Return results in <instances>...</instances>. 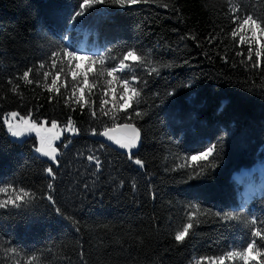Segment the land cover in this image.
<instances>
[{
	"label": "trees",
	"instance_id": "16d2710c",
	"mask_svg": "<svg viewBox=\"0 0 264 264\" xmlns=\"http://www.w3.org/2000/svg\"><path fill=\"white\" fill-rule=\"evenodd\" d=\"M77 4L0 0V186L35 193L31 205L0 208V264H29L34 254L41 259L31 264H213L210 259L242 249L253 226L215 214L255 217V227L264 230V192L245 200L243 184L233 177L264 161V49L260 57L252 51L248 60L249 47L231 36V8L240 18L264 19V0H141L124 6L109 0L73 20ZM83 37L97 54L112 58L106 66H116L130 47L154 62L126 69L121 78L138 77L141 96L126 113L112 109L115 124L139 128L135 154L89 136L93 128L113 126L112 113L101 115L99 106L102 99L108 101L106 110L113 100L121 103L117 82L108 98L105 78L90 76L96 87L84 96L91 107L64 102L73 82L67 64L56 77L60 60L53 68L50 54L64 47L75 51ZM29 68L32 84L19 79ZM45 72L51 73L46 81ZM53 78L59 94L45 87ZM11 111L36 121L57 120L61 127L71 117L79 129L55 143L54 180L46 172L51 162L35 151L34 136H9L5 116ZM212 145H217L214 155L193 171L190 156ZM90 154L101 160L99 170L87 160ZM190 211L200 222L178 243L175 231L188 222Z\"/></svg>",
	"mask_w": 264,
	"mask_h": 264
},
{
	"label": "snow or ice",
	"instance_id": "6c2138e0",
	"mask_svg": "<svg viewBox=\"0 0 264 264\" xmlns=\"http://www.w3.org/2000/svg\"><path fill=\"white\" fill-rule=\"evenodd\" d=\"M109 0H78V8L79 11H75V14L71 17L73 20H77L78 18L84 16L89 9H92L96 5H103L108 3ZM111 3L117 5H134L141 0H110ZM231 12L233 13L231 19L233 25L231 36L233 39L239 37L240 43H247L252 45L257 40V30H259V38L264 39V19L254 18L252 14L245 15L242 19L237 16L235 13L237 12L236 8H231ZM248 32L250 36L244 35L243 33ZM194 38V37H193ZM66 39V37H65ZM215 39V37L210 38L211 40ZM262 49H264V45H261L256 50V56L260 57L262 54ZM140 50L130 47L126 51H124L122 58L119 59V62L114 67L106 66L107 62L112 58L107 57L105 55H88L81 56L78 51H70L67 47H64L61 51H52L50 54L52 67L55 68L57 64V60H60V71L56 73V77H59L61 73L65 72V64H67V74H70L71 80L73 82V89L70 96L65 99V104L68 105L69 101H72L75 104L80 105L81 109H83L86 105H89V101L85 99L84 91L87 89L89 92L93 87H96L95 81L93 83H89V77H103L105 78V83L109 88L113 86L114 82H117L121 92L120 99L123 100L121 104L117 100L112 101V108L105 109V105L108 103L106 99H102L100 102V111L101 115L108 116L112 113V121L113 128L109 129L105 127L104 131L101 133H97L96 129H92V133L100 134L102 136L107 137L109 140L113 141L119 147L123 149L129 150L131 155V149L134 148L138 141L140 140V131L132 124H115V113L127 112L128 108L132 107L133 103H138V100L141 96V89L138 86L140 81L138 77L132 75L130 79H122V74H125L126 69L130 68L134 64L144 65L145 62L148 64L154 63L147 54H138ZM240 55V53H237ZM66 56L67 61H64L61 57ZM85 60L86 66L81 69L79 64L76 63L79 60ZM248 60H252V49L249 48L248 51ZM44 62L41 61L39 67L43 68ZM95 66V67H93ZM33 69L29 68L24 71L22 76L19 79L25 81L28 84H32L33 81L29 78L30 73H32ZM159 69L157 67H152V73H158ZM51 73L45 72L44 78L47 80L48 76ZM77 82H79V87L76 86ZM39 83V81L37 82ZM146 83V82H145ZM136 85V86H134ZM19 85L14 87L12 90L17 91ZM45 87L49 92H55L57 94L60 93V88L57 87V78H53L51 81V85L45 84ZM67 88V85H64ZM79 92V95H77ZM112 109H115V113L112 112ZM11 118L15 119L19 116V113L12 112L9 114ZM91 115L93 118L96 117L97 113L95 110L91 111ZM137 116L142 115L137 112ZM8 131L15 137H20L27 132H35L37 137L39 138V147L35 149L38 153H41L44 157H47L51 162L50 166L46 168V172L48 173L51 179H55L54 166L59 165L58 160V149L54 146V141L58 140L63 132H78L79 129L75 127V124L71 117L67 118V124L64 128H60L57 120L51 121V126L46 127L47 121L37 123L35 120H29L21 117L19 123H12L11 120L6 121ZM127 130L128 134L122 137L115 135V133L120 130ZM217 145H212L211 147L205 148L204 151L197 152L195 155L190 157L191 161L194 162L192 164L193 171L197 167H199V163L208 160L209 157L214 155V151ZM87 160L93 163V166L99 170L101 168V160L90 154L87 156ZM134 163L139 165L140 167H144V161L141 159H135ZM215 167V165H212ZM204 169L201 168L199 172H196L195 175L197 177L203 175ZM87 187V185L85 186ZM135 187V185H133ZM48 189H53V184L48 183ZM0 194H7L6 199H0V208H21L31 205L33 203V198L35 193H30L26 191L25 188L20 187L18 190L13 187L12 184H6L0 186ZM47 200L53 204H55V200L52 195L47 196ZM57 212H60V209H56ZM216 216L220 217L225 221H238L243 222L248 225H252L251 228V241L247 243L246 246H242V249H235L227 251L219 258H213V264H225V260L235 261L240 260L243 264H264V247L259 246L260 244H264V230L258 229L255 227L257 220L255 217L248 218L243 216L239 212H227V213H216ZM71 219V217H69ZM187 223H184L180 230L175 231L174 238L178 243H183L186 238L190 236V230L194 228L195 224H198L200 221L196 217V212L190 211L187 213ZM8 252L14 253L15 255H20L18 250L16 249H8ZM81 256H83V252H81ZM41 258L36 256L35 254L28 258L29 264L32 261H39ZM205 259V258H201ZM83 264V261H82ZM196 264H200L199 261Z\"/></svg>",
	"mask_w": 264,
	"mask_h": 264
},
{
	"label": "rangeland",
	"instance_id": "374dc122",
	"mask_svg": "<svg viewBox=\"0 0 264 264\" xmlns=\"http://www.w3.org/2000/svg\"><path fill=\"white\" fill-rule=\"evenodd\" d=\"M244 17V16H243ZM241 17V19L243 18ZM244 35H247V36H250V33L248 32H245L243 33ZM257 40L252 44V45H249L247 43H243V44H246L249 48L251 47L252 51H254V53H256V50L258 47H260L263 43H264V39H260L259 38V30H257ZM238 40H239V37H238ZM75 51H78L79 54L81 56H88V55H96L98 53L97 51V47L94 45V44H88V42L86 41L85 37L82 38L81 42H79V45L78 47L75 49ZM76 63L79 64L80 68L83 69L86 65V61L81 59L79 61H77ZM118 85V83H117ZM117 86L114 84L112 87H111V91H109L110 93H105V95L109 98V97H112L115 95V92H116V88ZM120 98V96H119ZM121 100V99H120ZM123 103V100H121V104ZM12 112H17V111H11L9 113H7V115L5 116V125H6V130L9 134V136H11L12 138L14 139H17V140H22L26 137H29V136H34L35 139H36V146H35V149L37 147H39V138L37 137L36 133L35 132H27L25 133L24 135L20 136V137H15L13 136L9 131H8V127H7V123L6 121H9L11 120L12 123H19L20 122V118L23 117V118H26V119H29V120H34L30 115H21L19 114L18 117H16L15 119L11 118L10 117V113ZM18 113V112H17ZM36 121V120H35ZM46 120L42 119L41 121H36L38 124L41 123V122H45ZM46 127H50L51 126V122L48 123L45 125ZM66 126V125H65ZM65 126L61 127L59 126L60 128H64ZM64 134H74L73 132H63L62 135L60 136V138L56 141H54V146H55V143L59 142L60 139L64 136ZM204 151V150H203ZM37 152V151H36ZM201 152V151H200ZM38 153V152H37ZM196 154V153H195ZM193 154V155H195ZM192 156V155H191ZM190 156V157H191ZM190 159V158H189ZM191 160V159H190ZM255 165H262L264 166V161L262 162H257ZM254 166V165H253ZM242 172L241 170L236 173L234 175V177L238 180V181H243V186H242V189L240 191V196L242 198H244L245 196H248L252 191H259L262 187L264 189V177L261 176L259 174V172L255 171L252 175H246V176H241ZM234 178V179H235ZM254 178V180H253ZM235 179V180H236ZM18 190V189H17ZM7 198V194H0V199H6ZM210 263H213V258L209 260Z\"/></svg>",
	"mask_w": 264,
	"mask_h": 264
},
{
	"label": "water",
	"instance_id": "95a60500",
	"mask_svg": "<svg viewBox=\"0 0 264 264\" xmlns=\"http://www.w3.org/2000/svg\"><path fill=\"white\" fill-rule=\"evenodd\" d=\"M125 123L132 124V125H134L137 129H139L135 124H133V123H131V122H121V123H118V124H116V125H122V124H125ZM113 126H114V125H113ZM113 126H109V127H107V128L111 129V128H113ZM104 129H105V128H104ZM104 129H102L101 131H99V132H97V133H101V132H103ZM139 131H140V130H139ZM127 134H128L127 130H124V129H120V130H118V131L115 133V135H117V136H119V137L125 136V135H127ZM89 136L92 137V138H94V139H96V140H99V141H101V142L107 144L108 146H110L111 148L115 149L116 151L130 154V153H129V150H127V149H123V148L119 147L117 144H115L113 141L109 140V139H108L107 137H105V136H102V135H100V134H95V135H94L93 133L89 134ZM140 145H141V132H140V140L138 141L137 145H136L134 148L131 149V154H135V153L139 150ZM39 154H41V153H39ZM47 159H48V158H47Z\"/></svg>",
	"mask_w": 264,
	"mask_h": 264
},
{
	"label": "bare ground",
	"instance_id": "6f19581e",
	"mask_svg": "<svg viewBox=\"0 0 264 264\" xmlns=\"http://www.w3.org/2000/svg\"><path fill=\"white\" fill-rule=\"evenodd\" d=\"M255 171H258L259 174L264 177V166L262 165H254L249 168H243L241 170V176L252 175Z\"/></svg>",
	"mask_w": 264,
	"mask_h": 264
}]
</instances>
